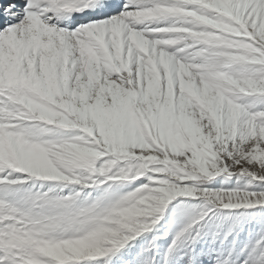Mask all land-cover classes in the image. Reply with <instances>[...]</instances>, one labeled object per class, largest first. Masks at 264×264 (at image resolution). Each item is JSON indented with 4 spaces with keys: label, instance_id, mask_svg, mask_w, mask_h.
<instances>
[{
    "label": "snow or ice",
    "instance_id": "6c2138e0",
    "mask_svg": "<svg viewBox=\"0 0 264 264\" xmlns=\"http://www.w3.org/2000/svg\"><path fill=\"white\" fill-rule=\"evenodd\" d=\"M0 264H264V0H0Z\"/></svg>",
    "mask_w": 264,
    "mask_h": 264
}]
</instances>
